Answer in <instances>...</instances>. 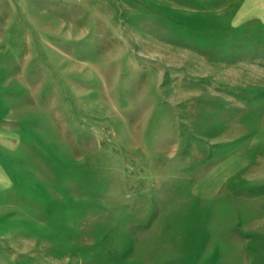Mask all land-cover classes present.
Here are the masks:
<instances>
[{
	"label": "rangeland",
	"instance_id": "obj_1",
	"mask_svg": "<svg viewBox=\"0 0 264 264\" xmlns=\"http://www.w3.org/2000/svg\"><path fill=\"white\" fill-rule=\"evenodd\" d=\"M0 264H264L261 0H0Z\"/></svg>",
	"mask_w": 264,
	"mask_h": 264
},
{
	"label": "crops",
	"instance_id": "obj_2",
	"mask_svg": "<svg viewBox=\"0 0 264 264\" xmlns=\"http://www.w3.org/2000/svg\"><path fill=\"white\" fill-rule=\"evenodd\" d=\"M248 1L249 0H242L243 3H246ZM261 1L264 4V0ZM213 176V173H208L203 180H199L194 183V186L191 189V193L194 194L193 196L195 197V199L201 200L213 195V185H215L213 182ZM3 189H10V187H3Z\"/></svg>",
	"mask_w": 264,
	"mask_h": 264
}]
</instances>
